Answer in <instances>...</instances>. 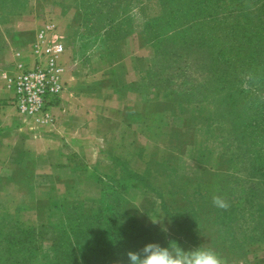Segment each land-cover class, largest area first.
Here are the masks:
<instances>
[{
	"label": "rangeland",
	"instance_id": "374dc122",
	"mask_svg": "<svg viewBox=\"0 0 264 264\" xmlns=\"http://www.w3.org/2000/svg\"><path fill=\"white\" fill-rule=\"evenodd\" d=\"M161 1L0 0V55L7 50L2 29L24 23L39 29L51 21L65 44L63 62L99 72L124 54L122 68L133 80L119 92H139L144 99L143 111L125 117L128 125L145 126L136 144L126 140L122 150L114 148L118 161L95 165L85 191L68 196L60 227L38 222L34 235L41 238L37 255L43 264H57L56 255L66 256L65 264H94L98 256L103 264H128L127 255L121 259L116 252L123 246L135 251V242L141 248L172 242L184 250L208 248L221 264H264V187L249 177L244 161L263 150V141L248 124L251 108L241 114L239 129H231L223 118L231 116L216 105L218 52L224 41L227 48L232 45L223 33L230 32L233 15L242 21L247 12L253 23L249 29H261L264 0L214 3L219 11L229 4L218 16L220 29L213 24L206 29V19L189 15L192 0H172V8ZM236 1L243 4L235 6ZM178 3L187 6L186 14L176 9ZM203 7L204 2L198 11ZM209 32L213 40L206 43L202 37ZM216 35L223 41L213 42ZM214 195L227 208L213 206ZM16 222V213L0 211V264H15ZM69 232L79 234L77 255L89 258L71 255L73 246L65 243ZM103 242L106 249H100Z\"/></svg>",
	"mask_w": 264,
	"mask_h": 264
},
{
	"label": "crops",
	"instance_id": "0c3cea01",
	"mask_svg": "<svg viewBox=\"0 0 264 264\" xmlns=\"http://www.w3.org/2000/svg\"><path fill=\"white\" fill-rule=\"evenodd\" d=\"M24 24L2 29L7 50L0 55V211L16 213L21 227L33 228L39 221L61 223L68 196L85 191L95 165L118 161L114 148L122 150L126 140L136 144L145 126L128 125L125 117L143 111L144 99L139 92H119L133 80L122 68L124 54L99 72L64 62L66 85L53 108L54 124L36 126L22 119L9 104L2 72H12L15 49L22 61L34 63L29 47L39 29Z\"/></svg>",
	"mask_w": 264,
	"mask_h": 264
},
{
	"label": "trees",
	"instance_id": "16d2710c",
	"mask_svg": "<svg viewBox=\"0 0 264 264\" xmlns=\"http://www.w3.org/2000/svg\"><path fill=\"white\" fill-rule=\"evenodd\" d=\"M220 1L223 0H192L191 5L188 8L190 11L189 15L195 20L201 19L203 21L206 19L204 20L208 25L206 29H211V24L215 25L216 28L221 24L218 17L219 14H224L225 10L229 6V4L224 3L221 7H219V9H221L219 11V4L214 5V3H219ZM203 2V9L198 11L199 5ZM233 2V0H230V5H232ZM161 4L164 6V8L167 6V4L168 6L166 8H172V6H174L172 0H162ZM240 4L243 3L241 1H236L235 6ZM186 7L187 6L182 7L181 3H178L176 9L178 11L181 10L186 14ZM226 14L228 15L229 12L227 11ZM243 15L245 16V20L242 21L239 20L240 15H233L232 18H230L232 21H234L230 22V32L225 31L222 36L224 40L230 38L228 41H230L232 45L227 48L228 44L226 41H224L226 46L223 45L225 47H221L220 51L218 52L219 62H221L222 67H219L220 85L218 87V98L220 103H216V105L218 104L219 108L225 111V115L231 116L230 119H227L226 116L223 117L226 118L227 122H230L229 127L231 129H239V124L237 121H239L241 114L244 111L248 110V108H251L252 112L251 115L248 116V124L251 127L254 136L262 138L261 142L263 141L264 145V24L261 29H249L250 25L253 24L252 19L248 12L244 13ZM230 19L224 18L225 21H230ZM216 29L220 28L218 27ZM202 40H206V43L209 40L212 41V33L209 32L207 35H203ZM241 40L244 42H241ZM216 41L221 42L223 40L220 36L216 35V38L213 42ZM207 47L209 48L210 46L207 45ZM135 114L138 115V113ZM139 124H141V122ZM232 136L233 138L237 137V135L234 134H232ZM242 140H244L243 137L239 138L238 141ZM244 161H248V164L250 165L249 177L258 180V183L260 182V184H262L264 187V148L260 152L256 153L254 158ZM225 162H228V160ZM241 166L244 167L245 165L242 164ZM226 170H230V168H226ZM196 188H198L197 185ZM67 209L68 208L65 204V210L67 211ZM63 221L61 223L54 224V226L60 227ZM16 227L17 228L15 232L18 234V237L15 239V242L18 245V249L15 251L16 253L14 255L13 262L15 264H43L37 255V251L39 250V241L41 238L40 236L34 235L36 227L24 228L21 227L18 222H16ZM125 232L127 231L125 230ZM68 235L69 236L67 237V241L65 243L69 247L70 244L73 246L71 248L73 250H71V253L73 254L71 255L89 258V255L80 256L76 253L78 252V244L80 243L78 239L79 234H73V232H69ZM87 243L89 244L90 241ZM106 244L107 243L104 242L101 243L102 247L100 249H106ZM51 246L56 254L57 244L54 239L51 240ZM132 247L135 248V251H138L141 249V243L135 242L132 244ZM96 248H98V246ZM20 250L23 252L22 254H19ZM126 250L127 249H124L123 246L121 251L116 252L117 257L124 259L126 253L128 252V250ZM85 254H88V252ZM56 256L55 260L57 261L58 259L57 264L67 263L65 262L67 259L65 258L66 256L60 258L59 256ZM102 258V256L96 257L94 264H103L100 262Z\"/></svg>",
	"mask_w": 264,
	"mask_h": 264
},
{
	"label": "built area",
	"instance_id": "2783aa9c",
	"mask_svg": "<svg viewBox=\"0 0 264 264\" xmlns=\"http://www.w3.org/2000/svg\"><path fill=\"white\" fill-rule=\"evenodd\" d=\"M29 48L34 63L22 61V52L15 49L12 72H2L4 87L11 92L9 104L22 119L36 126H50L55 122L53 108L66 85L65 44L56 34L54 23L46 20Z\"/></svg>",
	"mask_w": 264,
	"mask_h": 264
},
{
	"label": "clouds",
	"instance_id": "9594fccd",
	"mask_svg": "<svg viewBox=\"0 0 264 264\" xmlns=\"http://www.w3.org/2000/svg\"><path fill=\"white\" fill-rule=\"evenodd\" d=\"M212 204L219 208L228 206L225 200L216 195L212 197ZM126 255L128 264H221L220 258L211 249L197 247L184 250L175 242L168 247L147 243L138 251H128Z\"/></svg>",
	"mask_w": 264,
	"mask_h": 264
}]
</instances>
